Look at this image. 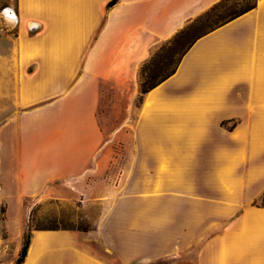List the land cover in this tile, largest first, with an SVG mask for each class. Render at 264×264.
Returning <instances> with one entry per match:
<instances>
[{"label": "crops", "instance_id": "crops-1", "mask_svg": "<svg viewBox=\"0 0 264 264\" xmlns=\"http://www.w3.org/2000/svg\"><path fill=\"white\" fill-rule=\"evenodd\" d=\"M110 1L0 0V83H15L0 125V256L13 249L0 264L23 240L9 198L41 195L99 212L88 231L33 230L21 264H264V0L197 38L106 132L103 82L135 83L219 0Z\"/></svg>", "mask_w": 264, "mask_h": 264}, {"label": "rangeland", "instance_id": "rangeland-1", "mask_svg": "<svg viewBox=\"0 0 264 264\" xmlns=\"http://www.w3.org/2000/svg\"><path fill=\"white\" fill-rule=\"evenodd\" d=\"M254 1L256 0H227L222 5L223 7H219L216 11L195 18L184 30L157 46L152 56L141 65L140 76L135 83L103 82V91L105 94L103 103L99 109V116L106 132H110L127 118L133 119L135 117L137 107L141 100V88L157 80L161 75L172 69L183 50L197 35L214 26L215 23L229 15L232 10H238L246 3H253ZM1 88L3 95L0 91V125L15 110L13 99L15 83H0ZM132 92L134 96L130 98L129 96ZM128 107L129 109H127ZM1 140L2 137L0 138ZM3 184L5 186L9 185L4 176ZM8 201L12 207L9 226L12 230L22 224L23 231L26 224H30L32 229L37 227L66 226L77 231H82L81 228L86 227L91 230L94 226L93 222L99 212L97 203H93L88 208L82 209L80 202L70 203L64 199L46 195L24 197L21 200L19 198H9ZM255 203L256 205H264V196L257 199ZM4 218L5 199L0 193V223ZM2 225H0V240L1 238L7 237V232H5L7 227L4 224ZM6 244L2 249L3 253L0 256V262H6L10 259L13 245ZM2 245L0 241V246ZM91 248L105 260L116 263V257L103 251L99 243H92ZM175 260V258H165L146 264H174Z\"/></svg>", "mask_w": 264, "mask_h": 264}, {"label": "trees", "instance_id": "trees-1", "mask_svg": "<svg viewBox=\"0 0 264 264\" xmlns=\"http://www.w3.org/2000/svg\"><path fill=\"white\" fill-rule=\"evenodd\" d=\"M117 0H111L109 3H108V6H111L113 5ZM227 0H219L218 2H216L215 4H213L208 10H206L204 13H202L201 15H199L198 17H201L203 15H208L209 13L211 12H214L216 11L219 7H223L222 5L224 3H226ZM256 1H254L253 3H246L245 5H243L240 9L238 10H232L230 12L229 15H227L226 17H224L222 20H220L219 22L215 23L214 26H212L211 28H209L208 30L202 32L201 34L197 35L189 44L188 46L183 50L181 56L187 51V49L192 45V43L197 39L199 38L200 36H202L203 34H205L206 32L236 18L237 16H240L241 14L251 10L252 8L255 7L256 5ZM197 17V18H198ZM190 24V23H189ZM188 26V25H187ZM186 26V27H187ZM185 28V27H184ZM184 28L182 30H184ZM181 30V31H182ZM179 31V32H181ZM178 32V33H179ZM181 56L180 58L178 59V61L176 62V64L174 65V67L172 69H170L169 71H167L166 73H164L163 75H161L160 78H158L157 80L155 81H152L150 82L148 85H146L145 87H142L141 88V93H145L147 92L148 90L154 88L156 85H158L160 82H162L163 80H165L167 77H169L171 74H173L176 70V67L181 59ZM264 196V191L261 195V197ZM254 204L256 205V203L254 202ZM256 206H260V207H264V205H256ZM31 214V212H30ZM56 229H68V230H73V228H69V227H66V226H62V227H37V228H34L32 229L30 224H26L25 228H24V232H23V240H22V245H21V248H20V251H19V254L18 256L16 257L15 261H14V264H21L25 257H26V254H27V250H28V247H29V244H30V241H31V234H32V231L33 230H56ZM82 231H87L89 230L87 227L86 228H81Z\"/></svg>", "mask_w": 264, "mask_h": 264}, {"label": "water", "instance_id": "water-1", "mask_svg": "<svg viewBox=\"0 0 264 264\" xmlns=\"http://www.w3.org/2000/svg\"><path fill=\"white\" fill-rule=\"evenodd\" d=\"M2 11H3V13L6 16L8 15L9 17L14 18L15 20H17V15H16V13L14 12V10L11 7L6 6Z\"/></svg>", "mask_w": 264, "mask_h": 264}, {"label": "built area", "instance_id": "built-area-1", "mask_svg": "<svg viewBox=\"0 0 264 264\" xmlns=\"http://www.w3.org/2000/svg\"><path fill=\"white\" fill-rule=\"evenodd\" d=\"M5 8V7H4ZM3 8V9H4ZM2 9V10H3ZM1 10V13H2V15L5 17V18H7V19H9V20H11V21H16L14 18H11V17H9L8 15L6 16L4 13H3V11ZM8 13V12H7Z\"/></svg>", "mask_w": 264, "mask_h": 264}]
</instances>
